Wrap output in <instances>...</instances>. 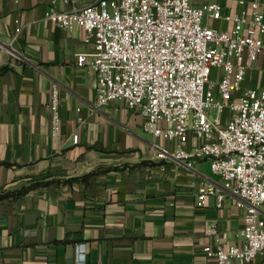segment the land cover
I'll return each mask as SVG.
<instances>
[{"label":"crops","instance_id":"obj_1","mask_svg":"<svg viewBox=\"0 0 264 264\" xmlns=\"http://www.w3.org/2000/svg\"><path fill=\"white\" fill-rule=\"evenodd\" d=\"M224 4L227 14L264 12V0ZM52 8L70 6L0 0V264H80L79 244L86 245L81 264H218L204 248L240 243L238 198L220 200L223 182L209 160L190 168L160 158L177 143L146 132L138 110L118 101L96 108V74L77 63L93 46L82 28L69 32L48 20ZM244 84L264 85V56ZM204 183L215 193L201 202Z\"/></svg>","mask_w":264,"mask_h":264},{"label":"built area","instance_id":"obj_2","mask_svg":"<svg viewBox=\"0 0 264 264\" xmlns=\"http://www.w3.org/2000/svg\"><path fill=\"white\" fill-rule=\"evenodd\" d=\"M224 1L196 6L192 0H96L78 7L63 0L70 8H52L47 17L69 32L82 28L92 44V52L77 54V63L96 74V108L118 101L138 110L146 132L177 143L160 158L190 168L209 160L223 182L220 200L225 194L238 198L245 210L240 243L206 246L208 256L218 264H264V85L257 90L244 84L264 56V12L255 6L250 13L227 14ZM239 3L245 6L246 0ZM59 105L54 83V134ZM214 193L204 183L199 200ZM77 254L83 263L85 244Z\"/></svg>","mask_w":264,"mask_h":264}]
</instances>
